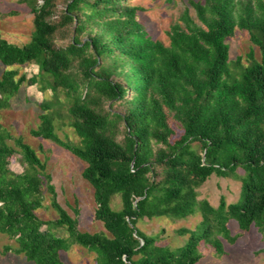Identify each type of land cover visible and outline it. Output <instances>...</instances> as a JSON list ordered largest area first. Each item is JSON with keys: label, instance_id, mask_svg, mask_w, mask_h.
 Here are the masks:
<instances>
[{"label": "trees", "instance_id": "obj_1", "mask_svg": "<svg viewBox=\"0 0 264 264\" xmlns=\"http://www.w3.org/2000/svg\"><path fill=\"white\" fill-rule=\"evenodd\" d=\"M127 1L19 0L34 15L31 41L17 46L0 34V109L24 84L52 91L54 101L31 133L86 163L83 176L105 228L81 232L79 210L73 217L59 204L37 151L0 127V233L34 264H66L63 253L75 245L96 254V264H201L200 242L220 249L217 237H229L230 221L264 236V0H189L168 46L148 34L142 8ZM237 29L248 31L261 62L230 61L227 39ZM26 65L39 73L21 75ZM60 98L79 143L56 132L49 111ZM170 117L183 130L176 141ZM18 156L21 174L10 168ZM239 169L245 176L236 204L222 198L215 208L199 200L209 178ZM47 196L57 219L38 216ZM116 196L120 211L112 207ZM198 212L202 222L182 230L190 237L177 249L139 228L145 219L185 220Z\"/></svg>", "mask_w": 264, "mask_h": 264}, {"label": "rangeland", "instance_id": "obj_2", "mask_svg": "<svg viewBox=\"0 0 264 264\" xmlns=\"http://www.w3.org/2000/svg\"><path fill=\"white\" fill-rule=\"evenodd\" d=\"M130 6L142 8L140 21L148 34L156 41L170 44L168 33L172 26L179 22L182 12L189 6V0H128ZM191 15L196 18L194 9ZM34 15L30 9L19 0H0V34L11 44L24 46L32 39ZM230 47V61L248 67L256 59L262 61L260 49L250 39L248 31L237 29L235 34L227 39ZM5 68L0 65V77ZM20 74L28 79L39 73L36 65H26L20 68ZM54 101L51 90L43 91L41 84H24L19 94L11 99L10 106L0 109V127L14 139L22 138L24 143L37 151L40 160L46 165L47 173L52 178L59 204L71 216L75 217V209L79 210V229L85 233L105 232L103 223L96 219L97 205L94 189L83 176L86 163L75 157L60 145L32 135L41 122V116L46 113L44 106ZM61 105L51 109L56 114V132L64 142L79 143L80 139L70 126L68 104L60 98ZM175 135L172 141L183 135V130L171 117L169 120ZM8 143L15 147L14 139ZM18 160H11V170L16 174L25 171V166ZM245 172L239 169L235 176L223 178L213 175L199 190V200L208 201L213 207L220 205L225 198L228 205L236 204L241 197L242 180ZM44 208L38 211V216L45 220L58 218L52 208L49 196L44 202ZM112 207L116 211L122 209L120 196L113 199ZM200 212L185 220L169 218L145 219L139 223V228L148 236H159V244L172 249L183 247L190 235L182 234V230L194 231L202 222ZM229 237L218 236L221 248L205 240L200 242L201 264H264V236L256 227L250 231L240 230L236 221L229 222ZM66 237L64 231L58 233ZM16 243L0 233V264H34L24 255H17L13 249ZM66 264H96V254L79 246H72L63 253Z\"/></svg>", "mask_w": 264, "mask_h": 264}]
</instances>
